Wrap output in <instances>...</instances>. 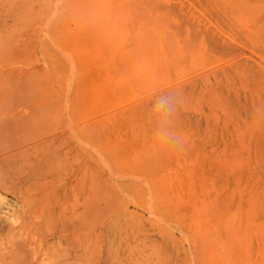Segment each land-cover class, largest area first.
Instances as JSON below:
<instances>
[{"label":"rangeland","instance_id":"374dc122","mask_svg":"<svg viewBox=\"0 0 264 264\" xmlns=\"http://www.w3.org/2000/svg\"><path fill=\"white\" fill-rule=\"evenodd\" d=\"M66 1L0 0V264H264V0Z\"/></svg>","mask_w":264,"mask_h":264},{"label":"bare ground","instance_id":"6f19581e","mask_svg":"<svg viewBox=\"0 0 264 264\" xmlns=\"http://www.w3.org/2000/svg\"><path fill=\"white\" fill-rule=\"evenodd\" d=\"M65 1H66V0H65ZM68 1H69V0H68ZM119 1H120V0H118V2H119ZM123 1H124V0H123ZM135 1H136V0H135ZM66 2H67V1H66ZM102 2H103V1H102ZM70 3H71V2H70ZM133 3H134V2H133ZM65 4H67V3H65ZM65 4H64V5H65ZM104 4H105V3H104ZM129 4H130V2H129ZM151 4H152V3H151ZM131 5H132V3H131ZM133 5H134V4H133ZM135 5H136V4H135ZM96 6H99V7H100L101 5H96ZM102 6H103V4H102ZM92 7H93V6H92ZM134 7L136 8V6H134ZM137 7H138V6H137ZM147 7H148V5H147ZM84 8H85V7H84ZM89 8H90V7H89ZM102 8H103V7H102ZM148 8H150V7H148ZM154 8H155V7H154ZM91 9H92V8H91ZM121 9H122V8H121ZM136 10H137V9H136ZM53 11H54V10H53ZM93 11H94V10H93ZM96 11H97V9H96ZM122 11L124 12V11H126V10L123 9ZM151 11H152V10H151ZM79 12H80V11H79ZM90 12H91V11H90ZM157 12H158V11H157ZM86 13H87V12H86ZM91 13H92V12H91ZM97 13H98V12H97ZM97 13H96V17H95L96 19H97ZM125 13H126V12H125ZM132 13H133V12H132ZM138 13H139V11H138ZM160 13H161V12L159 11V14H160ZM94 14H95V12H94ZM118 15H119V14H118ZM134 15H135V14H134ZM137 15H138V14H137ZM137 15H136V16H137ZM151 15H152V14H151ZM146 17H147V16H146ZM151 17H152V16H151ZM92 18H94V17H92ZM95 18H94V20H95ZM98 18H99V17H98ZM136 18H138V20H139L141 17H140V18H139V17H136ZM155 18H156V17H155ZM153 19H154V18H153ZM153 19H151V20H153ZM160 19H161V17H160ZM84 20H85V19H83V21H84ZM88 20H90V19L85 20V22L88 21ZM98 20H99V19H98ZM64 21H65V20H64ZM140 21H141L140 23H142L143 18H141ZM68 22H69V21H68ZM85 22H84V23H85ZM99 22H100V20H99L98 22H96V23H97L96 27L99 26V24H100ZM135 22H136V21H135ZM143 22H145V21H143ZM147 22H148V21H147ZM147 22H146V23H147ZM90 23H91V22H90ZM93 23H94V22H93ZM115 23L117 24L116 21H115ZM148 23H149V22H148ZM158 23H159V22H158ZM170 23H171V22H170ZM144 24H145V23H144ZM150 24L153 25L151 22L149 23V25H150ZM70 25L73 26L74 30L76 31V33H75V34H76V37L78 36L77 38L80 39L79 41H81V40L83 39V38H82V37H83V34H82V33H85V32H83V31H86V30H83V29H84V27H83V23L78 24V23L75 22V21H74V22L71 21V22H70ZM117 25H118V24H117ZM147 25H148V24H147ZM149 25H148V28H149ZM153 26H154V25H153ZM65 27H66V26H65ZM86 27H87V26H86ZM94 27H95V25H94ZM144 27H145V25H144ZM136 28L139 29V27H136ZM140 28H141V27H140ZM166 28H167V27H166ZM173 28H174V27H173ZM85 29H86V28H85ZM87 29H88V28H87ZM95 29H96V31H97V28H95ZM107 29H108V28H107ZM107 29H106V30H107ZM142 29H143V28H142ZM145 29H146V28H145ZM152 29H153V28H152ZM64 30H65V28H64ZM100 30H101V29H100ZM108 30H109V29H108ZM108 30H107V31H108ZM139 30H140V29H139ZM60 31H62V30H60ZM87 31H89V30H87ZM87 31H86L87 35H90V38H89V39H91V40L93 39V40H94L93 35H91L90 32H87ZM136 31H137V30H136ZM146 31H147V29H146ZM139 32H140V31H139ZM60 33H61V32H60ZM124 33H125V32H124ZM75 34H74V35H75ZM81 34H82V36H80ZM102 34H103V33H102ZM104 34H105V33H104ZM140 34H141V36L143 35L142 33H140ZM147 35H149V34H147ZM134 36H135V35H134ZM143 36H145V35H143ZM143 36H142V37H143ZM152 36H153V35H152ZM65 37H66V36H65ZM74 37H75V36H74ZM76 37H75V38H76ZM91 37H92V38H91ZM111 38H112V37H111ZM116 38H117V37H116ZM145 38H147V36H146ZM150 38H151V37H150ZM61 39H62V38H60L59 40L62 41L63 39H62V40H61ZM86 39H87V38L84 36V40H83V41H84L85 43L87 42V44H89L88 41H85ZM106 39H109V38H105V40H106ZM93 40H92V41H93ZM149 40H150V39H149ZM107 41H108V40H107ZM146 41H148V38L146 39ZM150 41L152 42V40H150ZM168 41L170 42V40H168ZM185 41H186V40H185ZM185 41H184V42H185ZM62 42H63V41H62ZM81 42H82V41H81ZM90 42H91V41H90ZM94 42H95V41H94ZM94 42H93V43H94ZM151 42H148V44H152ZM63 43H64V42H63ZM82 43H83V42H82ZM157 43H158V42H157ZM75 44H76V43H75ZM87 44H86V45H87ZM110 44H111V43H110ZM145 44H146V42H145ZM148 44H147V45H148ZM154 44H155V43H154ZM168 44H169V43H168ZM168 44H167V45H168ZM172 44H173V43H172ZM90 45H91V44H90ZM108 45H109V44H108ZM150 46L152 47V45H150ZM69 47H70V46H69ZM69 47H68V48H69ZM93 47H95V46H93ZM108 47H109V46H108ZM148 47H149V45H148ZM170 47H171V46H170ZM90 48H91V47H90ZM90 48H89V49H90ZM100 48H101V47H100ZM175 48H176V46L174 45V49H175ZM55 49H56V48H55ZM95 49H96V48H95ZM115 49H116V48H115ZM117 49H118V48H117ZM147 49H148V48H147ZM100 50H101V49H100ZM188 50H190V49H188ZM86 51H89V50L87 49ZM140 51H141V50H140ZM72 52H73V51H72ZM59 53H60V52H59ZM73 53H74V52H73ZM146 53H147V52H146ZM69 54H70V53H69ZM71 54H72V53H71ZM149 54H150V53H149ZM62 55H63V54H62ZM102 55H103V54H102ZM63 56H64V55H63ZM102 57H103V56H102ZM124 57H125V56H124ZM140 57H142V55H141ZM169 57H170V56H169ZM137 58H139V57H137ZM109 59H110V58H109ZM139 59H140V58H139ZM67 61H68V60H67ZM161 61H162V59L160 60V62H161ZM150 62H151V60H150ZM120 63H121V62H120ZM122 63H123V62H122ZM137 63H138V62H136V64H137ZM139 63H141V62H139ZM161 63L163 64V62H161ZM139 65H140V67H143L145 64L142 63V64H139ZM141 65H142V66H141ZM123 66H124V65H123ZM126 66H127V65H126ZM126 66H124V67L127 68ZM120 67H121V66H120ZM125 68H124V69H125ZM161 68H162V67H161ZM161 68H160V69H161ZM75 69H76V68H75ZM83 69H84V68H83ZM100 69H101L102 72H103V69L106 70V68H103V67L100 68ZM133 69H135V68H133ZM160 69H159V70H160ZM162 69H163V68H162ZM92 70H93V69H92ZM105 70H104V71H105ZM136 70L139 71V70L137 69V67H136ZM136 70H135V71H136ZM74 71L76 72V70H74ZM140 71L142 72V70H140ZM75 72H74V73H75ZM114 72H115V70H114ZM117 72H118V71H117ZM126 72H128V68H127V71H126ZM128 73L131 74V73H133V72H130V70H129ZM136 73L138 74L139 72H136ZM124 74L126 75V73H124ZM134 74H135V72H134ZM134 74H131V75L133 76ZM139 75H140V77H141V74H139ZM139 75H138V77H139ZM74 77H75V79H76V76H74ZM125 77H127V75H126ZM133 77H134V76H133ZM135 77L137 78V75H136ZM135 77H134V78H135ZM143 77H144V76H143ZM144 78H145V77H144ZM126 79H127V78H126ZM138 79H139V78H138ZM138 79H137V80H138ZM120 80H122V79H120ZM128 80H129V79H128ZM143 80H144V79H143ZM132 81H133V79H132ZM140 81H141V80H140ZM147 81H148V80H147ZM74 82H76V81H74ZM134 82H135V81H134ZM102 83H103V81L101 80V72H99V73H97V75H95V77H94V79H93V81H92V83H91V85H90V87H92V91H93V93H94V92L97 93V95H96V94H94V95H96V96L99 97V98H97V97L95 98L96 101H99L100 99H102L101 95L99 96V92H101V94H103L102 92H103V84H104V83H103V84H102ZM117 83H118V81H117ZM120 83H121V82H120ZM129 83L131 84L132 82H129ZM147 83H148V82H147ZM141 84H142V83H141ZM148 84H149V83H148ZM125 85H126V84H125ZM132 85H134V84H132ZM137 85H138L137 87H139V84H137ZM150 85H151V84H150ZM114 87H116V86H114ZM134 88H135V87H134ZM146 88H148V86H147ZM113 89H114V88H113ZM139 90H140V87H139ZM116 91H117V90H115V92H116ZM208 91H209V90H208ZM113 92H114V91H113ZM113 92H112V93H113ZM116 96H117V95H116ZM80 97H81V96H80ZM84 98H85V97H84ZM81 99H82V98H81ZM197 99H198V98H197ZM82 100H83V99H82ZM87 100H89V99H87ZM85 101H86V100H85ZM100 101H102V100H100ZM85 103H86V102H85ZM85 103H84V105H85ZM91 104H92V100H91ZM98 104H99V102H98ZM98 104H97V105H98ZM84 105H83V102H82V107H83ZM86 105H87V104H86ZM102 106H103V104H102ZM92 107H93V106H92ZM88 109H89V108H88ZM88 109H87V110H88ZM95 111H96V110H95ZM129 118H130V116H129ZM129 118H128V119H129ZM158 126H160V125H158ZM111 127H112V126H111ZM161 130H162V129H161ZM162 131H163V130H162ZM100 132H101V131H100ZM155 132H156V131H155ZM131 133H133V132H131ZM157 133H158V132H157ZM157 133H156V134H157ZM159 133H160V132H159ZM132 135H133V134H132ZM157 135H158V134H157ZM157 135H156V136H157ZM175 135H176V134H175ZM104 136H105V135H104ZM164 136H165V135H164ZM157 137H158V136H157ZM134 138H135V136H134ZM152 139H153V138H152ZM98 141H99V140H98ZM151 142H152V140H151ZM161 142H162V141H161ZM175 142H176V141H175ZM175 142H174V143H175ZM102 143H103V142H102ZM141 144H142V143H141ZM147 145H149V144H147ZM159 146H160V145H159ZM161 146H162V145H161ZM150 148H151V146H150ZM144 149H145V148H144ZM151 149H153V148H151ZM151 149H149V150H151ZM163 149H164V148H163ZM108 152H110V151H108ZM146 152H147V151H146ZM152 152H153V151H152ZM150 153H151V152H150ZM154 153H155V148H154ZM165 153H166V150H165ZM148 154H149V153H148ZM155 154H156V153H155ZM160 154H161V153H160ZM109 155H110V154H109ZM142 155H143V154H142ZM161 156H162V155H161ZM157 157H158V155H157ZM151 158H152V157H151ZM155 159H156V158H155ZM158 160H159V159H158ZM144 161H145V160H144ZM147 161L149 162V160H147ZM213 161H214V160H213ZM216 161H217V160H216ZM190 163H191V161H190ZM140 164H141V163H140ZM148 165H149V164H148ZM146 170H147V169H146ZM189 172H190V171H189ZM186 173H187V172H186ZM186 173H185V174H186ZM148 174H149V173H148ZM186 175H189V174H186ZM191 176H192V174H191ZM162 178H163V177H162ZM190 178H191V177H190ZM188 179H189V178H188ZM140 180H141V179H140ZM168 184H169V183H168ZM163 185H164V184H163ZM164 186H165V185H164ZM187 188H188V187H187ZM153 191H154V190H153ZM190 192H191V191H190ZM162 193H163V192H162ZM176 195H178L177 192H176ZM171 196H172V194H171ZM170 198H171V197H170ZM162 199H163V198H162ZM194 199H195V198H194ZM194 199H193V200H194ZM197 199H198V198H197ZM157 200H158V199H156V201H157ZM197 201H198V200H197ZM159 202H160V199H159ZM185 203H186V202H185ZM193 203H194V202H193ZM183 204H184V202H183ZM195 204H196V203H195ZM195 204H194V205H195ZM181 205H182V204H181ZM196 205H197V204H196ZM192 206H193V205H192ZM176 209H177V208H176ZM195 209H196V208H195ZM193 210H194V207H193ZM196 213H198V212H196ZM152 214H153V213H152ZM190 214H191V213H190ZM196 216H197V215H196ZM192 218H193V217H192ZM159 219H160V218H159ZM199 219H200V218H199ZM200 220H201V219H200ZM192 222H193V220H192ZM201 222H202V221H200V223H201ZM203 222H204V220H203ZM205 222H206V221H205ZM205 222H204V223H205ZM208 222H209V221H208ZM198 224H199V222H198ZM206 224H207V222H206ZM193 225H194V224H193ZM200 225H201V224H200ZM198 226H199V225H198ZM199 227H200V226H199ZM206 227H207V226H206ZM202 228H203V227H202ZM201 230H202V229H201ZM198 231H199V229H198ZM207 231H208V229H207ZM205 232H206V230H205ZM198 235H200V234H198Z\"/></svg>","mask_w":264,"mask_h":264},{"label":"clouds","instance_id":"9594fccd","mask_svg":"<svg viewBox=\"0 0 264 264\" xmlns=\"http://www.w3.org/2000/svg\"><path fill=\"white\" fill-rule=\"evenodd\" d=\"M181 100V92L175 90L159 96L155 101V106L163 113L171 115L176 111L177 105Z\"/></svg>","mask_w":264,"mask_h":264}]
</instances>
